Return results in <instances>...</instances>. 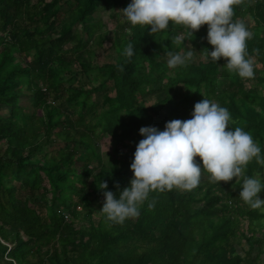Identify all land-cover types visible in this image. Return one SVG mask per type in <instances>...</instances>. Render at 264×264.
Returning <instances> with one entry per match:
<instances>
[{
	"label": "trees",
	"instance_id": "16d2710c",
	"mask_svg": "<svg viewBox=\"0 0 264 264\" xmlns=\"http://www.w3.org/2000/svg\"><path fill=\"white\" fill-rule=\"evenodd\" d=\"M130 0H0V264H254V248L264 240L248 237L243 220L258 217L240 200L242 178L228 185L203 172L190 190L152 191L137 218L114 224L83 209L101 201V183L119 196L129 185L130 164L142 139L141 127L163 131L166 122L191 118L203 98L228 109L229 128L249 132L264 157V93L251 91L226 68L190 61L169 69L166 52H182L174 42L181 26L152 34L147 26L123 22L119 10ZM100 7L114 9L111 63L95 64L106 43ZM250 16L264 26V0H243L233 20ZM207 26L185 35L193 57L211 51ZM132 44L134 55H124ZM254 80L264 83V35L246 42ZM67 47V49H65ZM109 49V50H110ZM258 50L254 52L253 50ZM108 50V51H109ZM107 51V52H108ZM30 95L32 112L21 106ZM99 95L100 101L93 99ZM154 103L147 105L150 99ZM257 109H256V108ZM116 147L111 168L98 152L97 133ZM129 141V146L125 142ZM50 150L42 153V148ZM199 162V158H194ZM255 158L244 175L263 173ZM230 182V181H229ZM154 202V207L148 204ZM81 209V210H80ZM260 218V217H259ZM239 237L249 251L235 250Z\"/></svg>",
	"mask_w": 264,
	"mask_h": 264
},
{
	"label": "clouds",
	"instance_id": "9594fccd",
	"mask_svg": "<svg viewBox=\"0 0 264 264\" xmlns=\"http://www.w3.org/2000/svg\"><path fill=\"white\" fill-rule=\"evenodd\" d=\"M243 0H130L118 12L122 21L131 26H147L150 33H161L169 25L181 26L174 42L182 45V52H166L169 69L186 66L194 56L188 46L185 50V35L193 34L207 26L206 40L211 51L203 49V59H210L221 68L235 73L242 80L254 79V62L248 56L246 42L253 33L243 19L233 20L234 6ZM257 52L258 50H253ZM197 54V53H195ZM124 55H134L129 44ZM232 120L227 108L203 98L194 105L191 118L166 122L164 130L147 126L139 129L142 139L135 147L130 171L129 185L119 191V196L107 191L102 182L100 191L103 205L97 214L105 216L114 224H123L126 219L137 218L140 206L152 191H171L173 188L190 191L196 188L203 172L217 185L233 178H242L239 199L252 209L264 208V200L258 196L264 191V173L245 176V168L254 158L264 164L261 148L252 135L241 127L229 128ZM110 141V139H109ZM199 158V162L194 158ZM154 207V202L148 204Z\"/></svg>",
	"mask_w": 264,
	"mask_h": 264
},
{
	"label": "rangeland",
	"instance_id": "374dc122",
	"mask_svg": "<svg viewBox=\"0 0 264 264\" xmlns=\"http://www.w3.org/2000/svg\"><path fill=\"white\" fill-rule=\"evenodd\" d=\"M114 12H115L114 9H110V8H106V7L105 8L100 7V9L98 10V12L95 15L96 19L101 20L106 25L105 34H106V38H107L106 43L103 46L104 47L103 51L102 50L97 51V58L95 60V64H97V65H103L104 63L113 62L112 61L113 52L110 49V47H111V44H112L113 39H114L115 24L113 23V21H111L110 18L114 14ZM244 21L246 22L248 29L252 33L259 32L260 34L264 35V26L256 27L254 20L250 16H248L246 18V20H244ZM65 49H67V47ZM191 61H193L195 63H198L199 61L205 62V60L203 59V56L202 57H198V56L193 57V59ZM261 66H264V64L257 65V69H261ZM258 84H260L261 91L264 93V83H260V81H255L254 79L246 80L245 81V88L248 91H251L252 87L254 85H258ZM24 95L25 96L22 97L20 104L22 107L27 109L29 112H32L33 108H32L31 101H30V95L27 93H25ZM93 99L98 100V102L101 100L99 95L94 96ZM154 101H155L154 98L150 99V102H148L147 105H151L152 103H154ZM9 112H10L9 108L0 107V118L6 117L9 114ZM94 138H95V143H96L98 152L102 156L104 164L106 165L107 168H111V166L113 164V159H114L113 158L114 155L112 154V150L116 147H119V149L125 151V147L123 145L118 144L117 141H115L112 137H109L108 135H105V134H101L99 132L97 133V135ZM109 139H110V141H109ZM130 144L131 143L129 141L125 142V145H127V146H129ZM48 150H50L49 146H47L46 148L43 147L42 153L44 154ZM262 165L264 166V164H262ZM239 180H240V178L237 180H236V178H233V180L230 182H227V184L230 185V184L236 183ZM258 196L261 200H264V191L259 193ZM100 203H101V201H97L96 203H94L91 206V208H85L83 210L80 209L83 212L81 213V216L79 217V220L77 221V225H85L87 223V221H85L83 219V216L85 215V213L87 211L93 212L95 220L97 221L99 215L96 213V211H97L96 209L98 208V205ZM257 213H258V217L255 218L254 221H252L251 223L243 220V223H241V228L243 231H245V233L248 237H251L255 233V239H263L264 240V208L257 209ZM237 242H238V244H236L235 250L241 257H244V255H245L244 253L249 251L250 247L240 237H239ZM252 258L253 259L255 258L257 260L256 263H255V261L253 262L254 264H264V243H263L261 248H259L257 246L254 248L253 253H252ZM208 264H211V262H208Z\"/></svg>",
	"mask_w": 264,
	"mask_h": 264
}]
</instances>
